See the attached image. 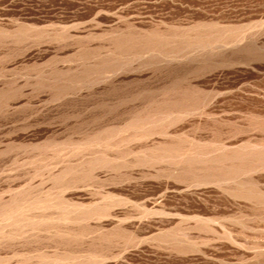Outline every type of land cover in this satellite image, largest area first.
<instances>
[{"label":"rangeland","instance_id":"1","mask_svg":"<svg viewBox=\"0 0 264 264\" xmlns=\"http://www.w3.org/2000/svg\"><path fill=\"white\" fill-rule=\"evenodd\" d=\"M0 229V264H264V0H0Z\"/></svg>","mask_w":264,"mask_h":264},{"label":"bare ground","instance_id":"2","mask_svg":"<svg viewBox=\"0 0 264 264\" xmlns=\"http://www.w3.org/2000/svg\"><path fill=\"white\" fill-rule=\"evenodd\" d=\"M28 201H29V200H28ZM14 204H15V203H14ZM4 209H5V208H4ZM20 215H21V214H20ZM63 215H64V214H63ZM26 216H27V215H26ZM48 219H49V218H48ZM29 220H30V219H29ZM32 221H33V220H32ZM32 221L30 220V221H28V222H32ZM37 222H40V221H37ZM16 223H17V222H16ZM32 223H33V222H32ZM35 223H36V221H35ZM35 223H33V225H34ZM50 223H51V222H50ZM54 223H55V222L53 221V224H54ZM14 224H15V223H14ZM19 224H20V223H19ZM36 224H38V223H36ZM56 224H57V223H56ZM26 225H27V224H26ZM40 225H42V224H40ZM23 226H24V225H23ZM28 226H29V225H28ZM30 226H32V224H31ZM30 226H29V227H30ZM43 226H44V225H43ZM53 226L55 227V225H53ZM32 227H36V228H38L37 225H36V226H32ZM39 227H40V226H39ZM41 227H42V226H41ZM14 228H15V227H14ZM1 229H2V228H1ZM1 229H0V230H1ZM33 229H34V228H33ZM47 229H48V228H47ZM36 232H37V231H36ZM66 232H67V231H66ZM61 239H62V238H61ZM66 240H67V239H66ZM63 242H65V241H63ZM60 243H62V242H60ZM65 243H66V242H65ZM62 244H63V243H62ZM67 244H68V243H67ZM67 244H66V245H67ZM66 245H65V246H66ZM42 257H43V255H42ZM65 258H66V257H65ZM44 259H45V258H44ZM70 260H71V259H70ZM23 261H24V260H23ZM23 261H22V262H23ZM25 262H26V260L24 261V263H25ZM31 263H33V262H31ZM55 263H57V262L55 261ZM55 263H54V264H55ZM59 263H60V262H59ZM25 264H26V263H25ZM27 264H28V263H27ZM39 264H40V263H39ZM57 264H58V263H57Z\"/></svg>","mask_w":264,"mask_h":264}]
</instances>
